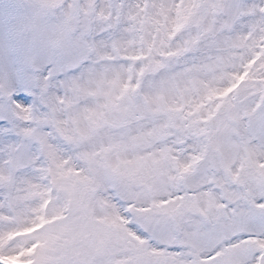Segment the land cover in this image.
I'll list each match as a JSON object with an SVG mask.
<instances>
[{
  "label": "snow or ice",
  "instance_id": "1",
  "mask_svg": "<svg viewBox=\"0 0 264 264\" xmlns=\"http://www.w3.org/2000/svg\"><path fill=\"white\" fill-rule=\"evenodd\" d=\"M0 264H264V0H0Z\"/></svg>",
  "mask_w": 264,
  "mask_h": 264
}]
</instances>
